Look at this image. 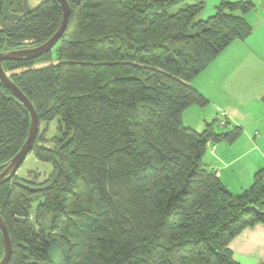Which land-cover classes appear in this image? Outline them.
Returning <instances> with one entry per match:
<instances>
[{
    "label": "trees",
    "instance_id": "obj_1",
    "mask_svg": "<svg viewBox=\"0 0 264 264\" xmlns=\"http://www.w3.org/2000/svg\"><path fill=\"white\" fill-rule=\"evenodd\" d=\"M5 1L0 53L39 46L62 25L56 0L20 21L4 17ZM67 1L68 27L51 52L3 62L40 124L58 121L56 137L39 132L31 152L54 174L15 175L0 186L9 264H239L232 240L264 225V171L233 194L203 159L211 143H233L242 129L198 132L182 114L208 105L191 82L251 35L246 14L255 4L222 0L201 19L203 3L180 7L185 0ZM10 11L23 14V0ZM30 126L29 111L0 80V173ZM4 254L0 230V261Z\"/></svg>",
    "mask_w": 264,
    "mask_h": 264
},
{
    "label": "crops",
    "instance_id": "obj_2",
    "mask_svg": "<svg viewBox=\"0 0 264 264\" xmlns=\"http://www.w3.org/2000/svg\"><path fill=\"white\" fill-rule=\"evenodd\" d=\"M245 1L255 4L246 14L251 35L233 42L191 82L208 105L191 106L182 114L183 124L198 132L208 124H214L218 133L242 129L233 143H211L203 159L235 195L252 186L256 173L264 171V0ZM221 120L224 128L219 126ZM230 248L239 264H264V225L245 229Z\"/></svg>",
    "mask_w": 264,
    "mask_h": 264
},
{
    "label": "water",
    "instance_id": "obj_3",
    "mask_svg": "<svg viewBox=\"0 0 264 264\" xmlns=\"http://www.w3.org/2000/svg\"><path fill=\"white\" fill-rule=\"evenodd\" d=\"M14 0H6L5 5L3 8V15L6 19L10 21H20L25 16L29 15L32 11L30 6V0H23V14H14L10 11L11 4ZM63 12V22L60 29L57 33L51 37L45 43L36 46L30 49H22V50H13L8 52L0 53V80L1 82L12 91L14 96L27 108L31 115V126H30V133L29 137L20 150V152L11 160L8 167L0 173V186L5 184L7 181L11 180L18 172L20 167L25 162L28 155L32 152L34 148V144L37 140V136L40 132V122L38 114L35 110L34 105L32 102L26 97V95L20 90L18 86L10 79L9 75L6 73L3 67L4 61H15V62H23V61H30L35 60L44 56L45 54L51 52L53 48L57 45V43L61 40L64 36L66 29L68 27L69 17L71 14V7L67 0H56ZM33 232L38 234V230L36 225L33 223L31 224ZM0 230L3 236V243L5 248V254L0 264H9L13 254V245L11 241V237L8 231V228L0 215ZM27 252L33 256L35 259L36 256L25 247Z\"/></svg>",
    "mask_w": 264,
    "mask_h": 264
},
{
    "label": "rangeland",
    "instance_id": "obj_4",
    "mask_svg": "<svg viewBox=\"0 0 264 264\" xmlns=\"http://www.w3.org/2000/svg\"><path fill=\"white\" fill-rule=\"evenodd\" d=\"M46 0H30V6L31 8H36L38 7L41 3H43ZM222 0H185L181 6L185 5V4H197V3H203L204 8L203 11L201 12L200 18H208L214 15L215 13V5H218L221 3ZM230 1V0H229ZM217 2V3H216ZM179 7V5L177 7H172V9L170 11H176V9ZM213 14V15H212ZM30 44V43H29ZM25 48L22 49H30V48H34L31 45H25ZM36 47V46H35ZM20 49V50H22ZM224 120H221L219 122V126L220 127H225L226 123H224ZM57 126H58V121H54L53 123L47 124V123H41L40 124V133L45 137V135L47 136V138H53L56 137L57 135ZM185 126V125H184ZM186 127V126H185ZM218 129V127H217ZM224 129H222L221 131H223ZM46 131V132H45ZM52 174H54V168L51 164L49 163H45V162H40L38 161L35 156L31 153L28 155V157L26 158L25 162L23 163V165L20 167V169L17 172V176L21 179H30L28 177L30 176H39L40 180H45L48 179ZM42 226H44L47 230V232H50L49 229V222L48 220H44L42 221Z\"/></svg>",
    "mask_w": 264,
    "mask_h": 264
},
{
    "label": "built area",
    "instance_id": "obj_5",
    "mask_svg": "<svg viewBox=\"0 0 264 264\" xmlns=\"http://www.w3.org/2000/svg\"><path fill=\"white\" fill-rule=\"evenodd\" d=\"M225 123V122H224Z\"/></svg>",
    "mask_w": 264,
    "mask_h": 264
}]
</instances>
